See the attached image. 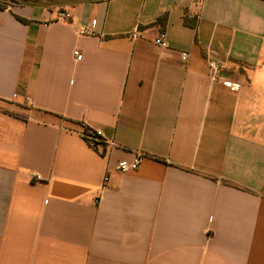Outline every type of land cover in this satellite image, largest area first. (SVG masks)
Returning <instances> with one entry per match:
<instances>
[{"label":"crops","instance_id":"obj_1","mask_svg":"<svg viewBox=\"0 0 264 264\" xmlns=\"http://www.w3.org/2000/svg\"><path fill=\"white\" fill-rule=\"evenodd\" d=\"M0 264H264V0L0 11Z\"/></svg>","mask_w":264,"mask_h":264},{"label":"built area","instance_id":"obj_2","mask_svg":"<svg viewBox=\"0 0 264 264\" xmlns=\"http://www.w3.org/2000/svg\"><path fill=\"white\" fill-rule=\"evenodd\" d=\"M153 43L154 45L163 49H166L168 47L166 43L164 31H160L158 36L154 39ZM73 56L75 57L76 60H81V55L78 50L73 51ZM206 60L208 65L209 77L211 80L215 81L219 77H221V70L223 68V64L215 60L209 53L206 54ZM225 85L232 90L239 89L238 84L225 82ZM81 136L91 148H96L98 145L109 144V142H107L103 138L101 132L96 130L85 129L82 132ZM138 164H139L138 158H136L133 162L130 163L126 161H120L117 163L115 170L120 173H127L136 170ZM32 180L37 182L39 181V177L34 176ZM108 181H109V177L107 175L104 176L102 189L106 188Z\"/></svg>","mask_w":264,"mask_h":264},{"label":"water","instance_id":"obj_3","mask_svg":"<svg viewBox=\"0 0 264 264\" xmlns=\"http://www.w3.org/2000/svg\"><path fill=\"white\" fill-rule=\"evenodd\" d=\"M11 6L35 9L69 8L102 0H6Z\"/></svg>","mask_w":264,"mask_h":264},{"label":"trees","instance_id":"obj_4","mask_svg":"<svg viewBox=\"0 0 264 264\" xmlns=\"http://www.w3.org/2000/svg\"><path fill=\"white\" fill-rule=\"evenodd\" d=\"M10 6H11V5H10L6 0H0V11L7 10ZM46 9L50 10V9H55V8H46ZM58 9H62V8H58ZM14 17H15L18 21H20V22H22V23H26V22H27L25 19H23V18H21V17H19V16L14 15ZM163 22H164V17H160V18L157 20L156 24H157V23H163ZM184 24H185L186 26H188V27H194V21L188 20L187 18H184ZM14 116L23 118L22 116H18V115H14Z\"/></svg>","mask_w":264,"mask_h":264},{"label":"rangeland","instance_id":"obj_5","mask_svg":"<svg viewBox=\"0 0 264 264\" xmlns=\"http://www.w3.org/2000/svg\"><path fill=\"white\" fill-rule=\"evenodd\" d=\"M28 8V7H27ZM70 8V7H69Z\"/></svg>","mask_w":264,"mask_h":264}]
</instances>
